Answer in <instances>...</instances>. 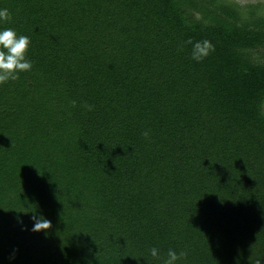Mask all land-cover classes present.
<instances>
[{
	"label": "trees",
	"instance_id": "trees-1",
	"mask_svg": "<svg viewBox=\"0 0 264 264\" xmlns=\"http://www.w3.org/2000/svg\"><path fill=\"white\" fill-rule=\"evenodd\" d=\"M4 8L33 67L0 84V264H264V4Z\"/></svg>",
	"mask_w": 264,
	"mask_h": 264
},
{
	"label": "clouds",
	"instance_id": "clouds-1",
	"mask_svg": "<svg viewBox=\"0 0 264 264\" xmlns=\"http://www.w3.org/2000/svg\"><path fill=\"white\" fill-rule=\"evenodd\" d=\"M0 20H11V13L7 8L0 9ZM186 43L192 44L193 41L189 39ZM30 44L29 36L18 35L13 28L0 30V84L7 83L9 80H17L20 72L32 70L33 62L27 58ZM214 50L215 46L208 39L197 41L193 45L192 58L199 62ZM76 104L77 102L73 100L72 106L75 107ZM83 107L91 111L94 106L85 103ZM261 115H264V111ZM142 135L148 138L149 132L145 131ZM32 219L35 222L32 231L47 230L51 227V221L42 216L34 215ZM149 251L152 257H159V250L156 247H152ZM186 257L187 252L184 250L177 253L174 249H169L164 264H176L178 260ZM255 264H261V260L257 259Z\"/></svg>",
	"mask_w": 264,
	"mask_h": 264
},
{
	"label": "rangeland",
	"instance_id": "rangeland-1",
	"mask_svg": "<svg viewBox=\"0 0 264 264\" xmlns=\"http://www.w3.org/2000/svg\"><path fill=\"white\" fill-rule=\"evenodd\" d=\"M239 4H247V3H257V2H261L262 4H264V0H234Z\"/></svg>",
	"mask_w": 264,
	"mask_h": 264
}]
</instances>
